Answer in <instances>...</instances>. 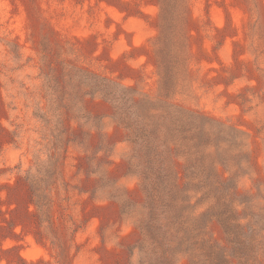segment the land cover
Listing matches in <instances>:
<instances>
[{"label": "rangeland", "instance_id": "rangeland-1", "mask_svg": "<svg viewBox=\"0 0 264 264\" xmlns=\"http://www.w3.org/2000/svg\"><path fill=\"white\" fill-rule=\"evenodd\" d=\"M80 66L86 87L100 74L212 121L160 111L186 147L148 163L158 141L73 98ZM45 72L72 97L53 103ZM212 238L264 264V0H0V264H221Z\"/></svg>", "mask_w": 264, "mask_h": 264}, {"label": "trees", "instance_id": "trees-1", "mask_svg": "<svg viewBox=\"0 0 264 264\" xmlns=\"http://www.w3.org/2000/svg\"><path fill=\"white\" fill-rule=\"evenodd\" d=\"M67 61L69 62V60L65 59L63 63L67 64L66 63ZM82 68L83 67L81 66L78 67V70H76L75 73L76 74L75 77H78L80 83L77 86V91L74 92L76 96H74L73 98L81 106H83L84 103L83 101L87 94L91 96L101 95L102 97L107 98V100L112 104V107L114 109L113 114L118 119H121L123 121L122 124H124L130 132H132L133 134L137 133L138 137L141 138L139 140L142 143L141 142L138 143L141 145L142 148L146 147L150 149L158 141L159 142L158 150L155 153L149 152L148 155L150 156H149V160H147L148 163H152L153 159H155V157H158L160 161H162L164 164H167V166H173V163L175 164L174 157L181 155L180 150L186 147L183 146L182 144L185 138L180 137L182 131L179 129L180 128L179 125L177 123H173L172 121L171 123L160 122V120L164 119V113H160V111L165 110V113L167 111L181 112V113L187 112L188 114L195 115L199 119V122H203L202 126H206L210 121H212L211 118H209L207 115H205L202 112L199 111L197 112L194 111L193 109H189L184 104L172 103L167 99H163V102L167 104L162 108H158L154 106L155 100L149 99L146 101L145 97L137 98V96L131 91L134 88L125 86L117 82L116 80L101 76L100 74L98 75L96 73H93L94 75L91 77V80H89L88 83L89 87H86L83 81V79H86V77L84 76V70ZM45 75H46V82H45L46 86L50 89H53V92L50 93V99L53 103L56 102L61 103L66 101L68 99L67 98L68 96L72 97V94L69 91H65L64 94L59 93L57 87L54 85L53 88V86L51 85V81L53 80L51 74H47L45 72ZM67 75L70 74L67 73ZM69 80H71V78H69ZM177 82H178V78L176 79V82H173V88L171 93H173L177 88L176 87ZM125 101H126V105L124 103ZM143 101L145 102L143 103ZM145 103L146 104L148 103L149 106L148 105L144 106L143 104ZM145 110L147 112L146 118L143 117V115H141V112H144ZM155 110L156 112H154ZM164 127H166V129L170 131L169 140H166L165 138L161 137L160 132ZM199 130L201 129L199 128ZM161 142H162V148L160 147ZM135 144L137 143L135 142ZM185 171H186V178L188 179L190 177L187 174V171H190L188 166L187 168H185ZM193 176L195 177L194 180L196 181V179L198 178L197 174ZM39 207L42 210L41 212H43L44 215H47L49 217V209H50L49 203L47 201L41 202V204H39ZM235 210H237V208H235ZM205 214L206 213H203L202 215ZM244 218H247V216L246 217L240 216V219H244ZM49 219L48 221H50ZM239 222L241 221L239 220ZM240 225L244 226L243 229L244 232H239V234H237L238 238H240V235H242L244 237V240L250 244L251 236L248 234L249 230H245V229L248 227L251 228V231L254 229L251 227L252 226L251 220H248L244 223L241 222ZM183 232H184L183 235H176V237H179L180 244H184L186 243V241L191 242V240L192 241L194 240V244L199 242V240L196 239L197 233H195V230L191 231L190 228L188 230H183ZM187 234H188V238L186 239V237L184 236H186ZM211 241H214L217 244L221 264H251L250 261H253L252 257L249 258L250 256L249 244L244 245L243 247H239V245H241V242L234 239L233 240L227 239L228 242L224 244H219L216 238H212ZM240 249H242L243 251H241ZM206 262L207 264H210V262H208L207 260Z\"/></svg>", "mask_w": 264, "mask_h": 264}]
</instances>
